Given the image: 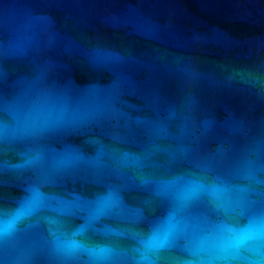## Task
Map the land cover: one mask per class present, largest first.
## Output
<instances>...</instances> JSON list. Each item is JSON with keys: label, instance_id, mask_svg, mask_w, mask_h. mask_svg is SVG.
Returning <instances> with one entry per match:
<instances>
[{"label": "water", "instance_id": "water-1", "mask_svg": "<svg viewBox=\"0 0 264 264\" xmlns=\"http://www.w3.org/2000/svg\"><path fill=\"white\" fill-rule=\"evenodd\" d=\"M0 264H264V0H0Z\"/></svg>", "mask_w": 264, "mask_h": 264}]
</instances>
